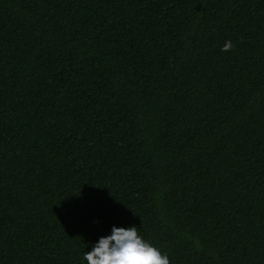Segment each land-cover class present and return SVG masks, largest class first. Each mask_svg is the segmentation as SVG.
<instances>
[{"label":"trees","instance_id":"obj_1","mask_svg":"<svg viewBox=\"0 0 264 264\" xmlns=\"http://www.w3.org/2000/svg\"><path fill=\"white\" fill-rule=\"evenodd\" d=\"M133 225L264 264V0H0V264Z\"/></svg>","mask_w":264,"mask_h":264},{"label":"clouds","instance_id":"obj_2","mask_svg":"<svg viewBox=\"0 0 264 264\" xmlns=\"http://www.w3.org/2000/svg\"><path fill=\"white\" fill-rule=\"evenodd\" d=\"M234 47L229 40L222 51ZM87 264H170L167 254L138 235L135 225L113 226L111 235L101 237L91 251L84 255Z\"/></svg>","mask_w":264,"mask_h":264}]
</instances>
